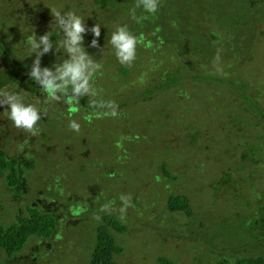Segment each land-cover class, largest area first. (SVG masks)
Instances as JSON below:
<instances>
[{
	"label": "rangeland",
	"instance_id": "1",
	"mask_svg": "<svg viewBox=\"0 0 264 264\" xmlns=\"http://www.w3.org/2000/svg\"><path fill=\"white\" fill-rule=\"evenodd\" d=\"M112 2L0 0V89L41 110L31 135L0 109V150L17 155L22 180L16 192L0 172V224L29 207L56 218L49 237L30 235L11 257L0 251V264H88L100 226L121 246L116 264L264 256V0H159L139 23L129 16L136 0ZM53 8L80 15L86 28L100 25L96 48L87 47L91 33L82 34L101 65L90 81L96 94L74 106L48 100L27 80L34 54L25 37L55 31L54 47L62 35ZM118 24L151 41L137 46L124 74L108 44ZM61 54L50 49L40 66ZM175 194L185 196L189 213L168 209ZM105 213L125 230L109 226Z\"/></svg>",
	"mask_w": 264,
	"mask_h": 264
},
{
	"label": "clouds",
	"instance_id": "2",
	"mask_svg": "<svg viewBox=\"0 0 264 264\" xmlns=\"http://www.w3.org/2000/svg\"><path fill=\"white\" fill-rule=\"evenodd\" d=\"M158 3L159 0H136L134 6L129 9V16L139 23L146 18L143 13L148 15L156 13ZM137 8L143 10L140 16H136ZM51 17L59 29L57 34L62 33V35L58 36L60 39L54 47L49 31L40 35L32 31L25 37L28 56L34 54L27 76L39 86L48 100L57 101L63 97L65 103L74 106L78 104L80 97L96 94L90 81L101 65L86 51L82 34L90 32L92 39L88 41L87 47L96 48L100 25L92 24L86 28L84 19L80 15L73 11L62 12L55 8L51 9ZM108 44L119 64L131 65L135 59L137 46L143 44L145 47H150L151 41L145 40L142 35H133L126 24H118L109 34ZM50 49L53 53L60 54L61 49L63 50L57 57L59 62H53L51 67H41L40 57L49 53ZM4 106L7 110V119L11 121L13 127L23 129L31 135L38 133V128L34 125L41 119V110L36 106L25 103L17 92L0 89V109L4 110ZM109 115L115 116V110L113 109ZM68 127L73 131H79L80 125L75 120H69ZM120 199L127 205V197L121 196ZM120 211L123 213V207Z\"/></svg>",
	"mask_w": 264,
	"mask_h": 264
},
{
	"label": "trees",
	"instance_id": "3",
	"mask_svg": "<svg viewBox=\"0 0 264 264\" xmlns=\"http://www.w3.org/2000/svg\"><path fill=\"white\" fill-rule=\"evenodd\" d=\"M93 4L99 7L106 8L109 5H113L112 0H91ZM55 31L51 33L50 39L55 38ZM212 35L215 33H211ZM0 49L3 51L4 46L0 43ZM4 62L6 67L13 74L18 76L15 70L12 69L11 63H9L7 54L3 52ZM128 67L126 65L119 68V72L124 74ZM28 81H33L27 77ZM176 78V79H175ZM169 81L177 80V77L168 79ZM147 92H144V95ZM143 94V93H142ZM1 138V136H0ZM18 157L7 155L0 150V172H4V181L8 187L15 188L14 191L19 192L21 189L18 187L21 183L19 177V170L17 167ZM165 164H161L160 170L167 176L168 171L165 169ZM21 167V166H19ZM244 178V177H243ZM239 180H246V179ZM248 179V178H247ZM242 183V182H241ZM216 188V185H212ZM166 206L170 210H182L185 213H189L190 209L187 203V199L182 194H175L169 196L166 201ZM39 207V206H38ZM28 215L19 217L16 222L11 223L8 226L0 224V251H5L8 257L18 252L26 243L30 235H34L37 239H45L49 237L55 230L56 218L50 211H41L35 207H29L27 209ZM102 219L113 229L117 231L125 230V225L120 219L109 213H105ZM121 252V246L115 243L113 236L104 226H100L97 229V236L93 245V249L89 258L88 264H116L113 260L114 254ZM157 264H175V260L166 258L164 256L156 257ZM193 264H264V256H241L234 259H228L226 256H219L212 260L200 261Z\"/></svg>",
	"mask_w": 264,
	"mask_h": 264
}]
</instances>
